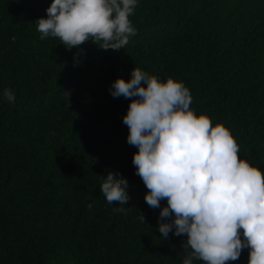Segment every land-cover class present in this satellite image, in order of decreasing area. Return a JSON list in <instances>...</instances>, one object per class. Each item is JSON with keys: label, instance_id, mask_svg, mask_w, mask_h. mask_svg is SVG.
<instances>
[{"label": "trees", "instance_id": "16d2710c", "mask_svg": "<svg viewBox=\"0 0 264 264\" xmlns=\"http://www.w3.org/2000/svg\"><path fill=\"white\" fill-rule=\"evenodd\" d=\"M51 2L0 0V264H182L187 237L162 238L127 143L130 101L110 89L134 67L183 82L264 173V0H137L120 50L41 40ZM109 171L128 182L124 206L100 191Z\"/></svg>", "mask_w": 264, "mask_h": 264}, {"label": "clouds", "instance_id": "9594fccd", "mask_svg": "<svg viewBox=\"0 0 264 264\" xmlns=\"http://www.w3.org/2000/svg\"><path fill=\"white\" fill-rule=\"evenodd\" d=\"M136 6L137 0H52L35 25L41 40L57 38L67 49L91 41L120 50L137 34L130 20ZM110 93L130 101L122 120L127 143L137 149L132 163L148 190L145 202L168 221L158 224L162 238L187 237L182 264H227L245 248L248 264H264V173L239 157L231 130L197 115L190 90L171 77L161 81L134 67L129 80L113 81ZM3 96L15 103L11 89ZM100 178L108 204H127L125 178L111 171ZM138 219L145 223L140 212Z\"/></svg>", "mask_w": 264, "mask_h": 264}]
</instances>
